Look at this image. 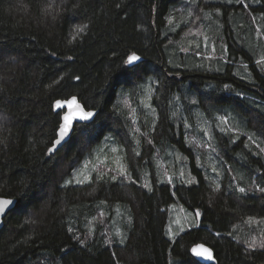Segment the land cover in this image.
I'll return each mask as SVG.
<instances>
[{"label": "trees", "instance_id": "1", "mask_svg": "<svg viewBox=\"0 0 264 264\" xmlns=\"http://www.w3.org/2000/svg\"><path fill=\"white\" fill-rule=\"evenodd\" d=\"M49 3L54 10L46 13ZM218 5L221 15L204 18L201 9ZM193 26L201 36L186 37ZM198 49H215L218 57L202 60ZM133 52L142 59L135 71L123 63ZM262 56L264 0H0V198L17 201L0 232V264H170L172 256L177 264H199L190 249L200 243L213 250L217 264L264 263V249H247L238 229L233 232L249 216L264 217V193L254 188L264 187V154L257 147L264 144V69L256 63ZM146 86L155 118L142 104ZM72 97L95 111V119L76 124L70 141L51 155L63 115L55 102ZM197 113L215 139L218 193L186 147L183 121L194 125ZM107 135L134 179L142 184L149 172L152 191L120 180L97 183L95 173L90 184L64 186ZM169 150L191 157L197 183L172 188L159 181L155 159ZM175 202L198 209L201 218L171 241L167 208ZM118 214L131 218L129 225L121 222L126 240L112 237L106 244Z\"/></svg>", "mask_w": 264, "mask_h": 264}, {"label": "snow or ice", "instance_id": "2", "mask_svg": "<svg viewBox=\"0 0 264 264\" xmlns=\"http://www.w3.org/2000/svg\"><path fill=\"white\" fill-rule=\"evenodd\" d=\"M242 2V0H241ZM189 4H197V0H188ZM119 7V5H117ZM54 10V6L52 3H49L46 8L44 9V11L46 13H50ZM201 13L202 15L207 18L210 14L207 12H204L203 9H201ZM216 14L219 15L220 14V10L217 8L216 9ZM188 15L191 16L192 12L189 11ZM201 17L197 16L196 19L199 20ZM168 23L172 24L173 23V17L169 16L168 18ZM87 28V25H83V26H78L75 30L74 33L72 35L71 40L69 41V43H71L72 41H75L77 39V37L83 33L85 31V29ZM259 33V29L257 30ZM198 35V34H202L200 32V30L197 28L195 32H193L192 28H189L188 33H186V35ZM205 39H207V37L205 36ZM182 51H187L188 49H181ZM215 51V49H213ZM69 59H71V57H69ZM141 57L138 56L135 52H133L132 54L128 55L126 59H124L123 63L125 65H130L132 66L131 70L135 71V69L137 67H139V65L137 64L138 61H140ZM257 65L260 66L262 69H264V56H262L259 60L256 61ZM247 66L245 65V68ZM76 79H79V77H76ZM230 87L229 85H225V88ZM147 99H151V94L149 92ZM128 99L125 98L123 100V104L125 106H128ZM193 103H195V101H193ZM65 105H67L69 111L66 112L63 115V123H61L59 125V128L57 130V137L53 142H52V146L48 148V153L52 154L53 152L58 150V146L61 145V143L65 140V138L69 135V131L72 127V122L74 119H76L77 117L80 120H88L90 117L93 116V113L90 111H84V109L81 107V105L79 103H77L76 97H72L71 100L68 101H61V100H57L55 102V109H63L65 107ZM145 107H149V105L147 103H145ZM154 111V109H153ZM222 122L224 124H228V118L227 117H222L221 118ZM188 125H185V127H187ZM223 130V129H222ZM229 131H231L232 129H228ZM135 132H140L139 129H134ZM141 135H144L143 133H141ZM205 135H208L207 131H205ZM248 139L250 141H252L253 143H256V141L253 139V136H249ZM137 143H139V141H137ZM148 143L151 144L152 140L149 139ZM191 143V142H189ZM200 146L203 147H211L210 144H204L202 141L199 142ZM247 147V145H246ZM257 147H259V144H257ZM215 149H213L214 151ZM120 150H118L116 147L111 148V152L113 154H116L113 158H111L110 163L109 161V157L108 156H104L103 159H101L99 156L96 158V161L93 162L91 160L86 161L83 165V167L79 170H74V174H73V178L72 180L66 181L64 186H67L69 184H76V185H85V184H90L93 180V173H95V180L97 183L100 182H107V180H111L112 182H116L118 180L121 181V183L123 184L124 182H128L129 184H139V186L147 189L148 191H152V185L151 183H149L146 179L143 181L142 184H140V182L136 179L133 178L132 172L129 171L128 166L124 163V157L120 156L119 153ZM260 152H264V148H260ZM135 155L139 156L140 152H136ZM213 172L216 173L217 176L221 175V173L214 167L212 169ZM184 172L183 170L180 171L179 173V178L183 181L184 180ZM206 179H209L208 177H206ZM167 181L168 183H172L173 182V177L171 175L167 176ZM187 184H195L197 183L196 177H191L190 179L186 180ZM211 184L214 185V187L212 188V191L214 193H218L221 190V184L219 182H217L216 180H212ZM254 188L256 191L264 193V187H262L260 184H255L254 183ZM235 191H238L240 193H244L246 191L245 188L243 187H237L234 189ZM95 191V189H94ZM14 201L9 200V199H0V215H4L6 214L7 211L10 210L11 206L13 205ZM106 201H100V205H105ZM190 215H192L195 219V221L199 222L200 217H201V212L197 209L194 211V213H191ZM99 216L101 218H103L105 216V213L103 211H101L99 213ZM97 218L93 217V219L91 221H89L88 223L91 225L94 221H96ZM29 221H26V223H28ZM129 223H131V218H129ZM177 223H179V221H177ZM245 224L249 225V227L251 228L252 226H256L259 229V234L258 235H252L249 239L243 241V243L246 245L247 249L249 250H256V249H264V217L262 218H257V217H253V216H249L247 217V219L244 221ZM236 230V226H233V232H235ZM69 231H73L71 228H69ZM180 232L184 231V228L181 227L179 229ZM92 229L89 228V235H91ZM233 233L230 232L229 235H232ZM169 235L170 238L174 239L176 236L179 235V232H172L171 229H169ZM217 235H219V233H217ZM112 237L116 238L119 243L123 244L124 241L126 240V236L119 230L116 229L114 233H112ZM112 237H110L109 239H107L105 241L106 244H111L113 243V239ZM77 239H79V237H77ZM81 244L84 243L83 240L80 241ZM239 242V241H238ZM192 253L197 256V257H202L206 260H212L213 259V253L212 250L210 248L205 247V245L203 244H197L195 245L192 249H191Z\"/></svg>", "mask_w": 264, "mask_h": 264}, {"label": "rangeland", "instance_id": "3", "mask_svg": "<svg viewBox=\"0 0 264 264\" xmlns=\"http://www.w3.org/2000/svg\"><path fill=\"white\" fill-rule=\"evenodd\" d=\"M209 2H214L215 4H220V5L221 4L235 5L239 2H241V0H209ZM218 9L220 10L219 15H221V9L219 8V5H218ZM203 11L207 12L209 14H211L212 12H216V10L212 11L209 8L204 9ZM207 18H209V16ZM194 20H195V18H194ZM255 26L258 29L257 24H255ZM216 27H218V31H219V28H221L218 25H216ZM197 28L198 27L193 26L192 27L193 32H195ZM188 36H195L198 38L201 35L200 34H198V35H191V34L186 35V37H188ZM186 41L190 42V40H188V39H186ZM192 43L195 44V42H192ZM215 52L216 51H213V49L209 50L207 52L205 49H202V50L198 49L197 54L202 60L210 62L212 60L217 59L218 54L217 53L215 54ZM149 92L151 94L152 88L146 86L145 92L142 95V104H143L144 110L146 109L147 114L155 118L153 109L151 107V99L150 100L147 99ZM179 98H180V96H176V103L177 104L175 106L181 109L182 104L180 103ZM193 101H195V100L190 99L189 104H194ZM145 103H147L149 105V107H145ZM183 119H184V117L181 118V120H183ZM136 120H137V117H136ZM183 124H184V126L188 125L187 127H185L186 131L188 132V135L186 136L187 137L186 147L187 148L191 147L190 153H193V155H194L195 165L200 170H202L203 175L204 176L206 175L205 177H208L211 180L214 179L217 182H220V179L222 178V176L221 175L217 176L216 173L212 171V169L215 167L220 172V166H219V161L217 160V157H216V152H215V150L213 151V147L211 144L212 139H213V141H215V139H214V137L213 138L211 137L212 134L209 130V123L205 119H203L202 117H199V115L197 113V115L194 118V125L187 124L185 119L183 121ZM205 131H207L208 135H205ZM201 141L204 144H210L211 147L200 146L199 142H201ZM189 142H191V143H189ZM257 144H259V149L264 148V144L262 142H260V143L258 142ZM113 147H116L119 150V146L114 141V138H112L111 135L105 136L103 143H101L100 145L97 146L94 153L92 155L87 156L85 159H83V161L80 163V165H78L74 170L81 169L86 161L91 160V161L95 162L96 158L98 156L101 159H103L104 156H108L109 157L108 162L110 163L111 158H113L116 155V154H113L111 152V148H113ZM118 154L121 156L120 151ZM263 154H264V152H263ZM164 157H165V159H163V158H156L155 159L156 169H157V173H156L157 175L156 176L159 179V181L168 183L167 176L171 175L173 177V182L169 183V184L172 186V188H174L175 185L179 182L185 183L186 185H190V184L186 183V180L190 179L193 176L196 177V180H197V175H194V173L192 172L191 157H189L188 154L182 152L181 150H178V151L169 150V151H167V153ZM74 170H73L72 176L67 181L72 180ZM181 170H183V172L185 174L183 181L179 178V173ZM145 179L149 183H151L149 172L143 174L142 183ZM69 185L83 186V185H76L74 183L69 184ZM191 213H193V212L187 211L178 202L173 203L172 205H170L167 208L168 220H167V226H166V235L171 241H174L180 234H183L185 231L190 230L191 228L199 225L200 220H199V222L195 221L194 217L192 215H190ZM124 216H125L124 218H121V217H119V214L116 215V220L114 221V223L111 227V230L108 228L106 229L108 238L112 237V233H114L116 229H119L124 234L125 229L122 227L121 222H124L125 224L129 225V216L128 217H127V215H124ZM103 219H104V217L103 218L100 217V220H103ZM96 221H94L91 225H89V228H91L93 230L94 224ZM177 221H179V223H177ZM181 227L184 228L183 232L179 231V229ZM262 227H264V226H262ZM169 229H171L172 232H179V235L176 236L174 239L170 238ZM236 229H238L239 234L243 238V241L249 239L252 235H258L259 234V229L256 226H252L250 228L249 225H247V224L238 225V226H236ZM126 236H127V233H126ZM170 264H177L175 259L173 258V256L170 257Z\"/></svg>", "mask_w": 264, "mask_h": 264}, {"label": "water", "instance_id": "4", "mask_svg": "<svg viewBox=\"0 0 264 264\" xmlns=\"http://www.w3.org/2000/svg\"><path fill=\"white\" fill-rule=\"evenodd\" d=\"M141 61H142V59H140V61H138L137 64H139ZM128 66H129V67H132V66H130V65H128ZM68 100H71V98L68 99ZM68 100H64V101H68ZM76 100H77V103H79V104L81 105V107L84 109V111H87V110H85V108L83 107V105L78 101L77 98H76ZM61 101H62V100H61ZM54 110H55V112L63 111V115H64L66 112L69 111L67 105H65V107H64L63 109H55V107H54ZM90 112L93 113V116L90 117L88 120H80L78 117H77L76 119L73 120V122H72V127H71V129H70V131H69V135H68V136L65 138V140L61 143V145L58 146V150H60L62 147H64V146L70 141V139H71V137H72V134H73L74 126H75L76 124H89V123H92V122L94 121L95 116H96V112H95V111H90ZM63 115H62V118H63ZM61 123H63V119H62V122H61ZM57 138H58V137H57ZM58 150H57V151H58ZM57 151L53 152L52 154L56 153ZM52 154H51V155H52ZM0 199H9V200L14 201V203H13V205L11 206L10 210L7 211L6 214H4V215H0V232H1V230H2L3 227H4V220L6 219V217L8 216V214H9L12 210H14V208H15L16 205H17V201H16L15 199H10V198H0ZM200 244H201V243H200ZM203 245H204V244H203ZM194 246H195V245H194ZM194 246H192L191 249H192ZM205 247L209 248V247L206 246V245H205ZM191 249H190V254H191V256H192V257L195 259V261H197L199 264H217V262H216V258H215V256H214V252H213V250H212L211 248H210V249L212 250V253H213V259H212V260H206V259H204V258H202V257H197V256H195V255L192 253ZM262 264H264V263H262Z\"/></svg>", "mask_w": 264, "mask_h": 264}]
</instances>
